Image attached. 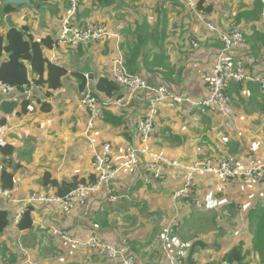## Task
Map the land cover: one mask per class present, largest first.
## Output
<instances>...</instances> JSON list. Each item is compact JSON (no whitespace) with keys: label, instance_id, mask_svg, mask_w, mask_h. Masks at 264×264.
I'll return each mask as SVG.
<instances>
[{"label":"crops","instance_id":"crops-1","mask_svg":"<svg viewBox=\"0 0 264 264\" xmlns=\"http://www.w3.org/2000/svg\"><path fill=\"white\" fill-rule=\"evenodd\" d=\"M260 1L263 7L255 10ZM3 3L0 0V16ZM206 5H212L211 13H201L180 0H103L98 4L79 0L75 21L102 24L110 36L78 49H45L51 63L68 70L61 89L48 100L52 111H40L47 89H12L4 94L0 88V146L15 147L11 164L4 162L0 152V172L15 176L9 196L0 194V210L10 214L9 227L0 233V264H19L27 258L41 264H121L120 258L110 259L85 245L93 233L104 242L126 247L137 264H168L169 253L193 264H228L225 256L239 245L244 250L243 264H264L254 250L260 221L254 214L264 210V181H230L200 173L194 197L173 200L191 166L227 160L244 170L251 162L264 160V95L253 82L228 88L241 118L235 121L238 132L228 129V119L220 114L168 100L160 105L151 141L141 147V165L124 169L112 190L104 186L67 217L51 202L30 201L34 196L56 194L42 184L47 172L58 181L97 177L95 155L102 144L110 143L114 164L127 160L131 150L140 146L135 129L150 108L151 91L131 95L122 87L120 94L106 97L97 90L102 79L113 80L110 69L117 53L125 54L129 44L145 37L136 32L139 26L145 25L159 42L146 40L139 62L144 55L150 60L155 55L166 57L162 71L170 79L149 76L144 68L141 73L148 81L154 77V86L165 85L179 98L206 94V72L222 49L221 34L235 26L241 28L246 42L233 49L232 57L243 59L254 76H264V0H206ZM69 6L70 0H45L40 9L24 8L12 14L19 29L27 26L36 40H56ZM6 15L0 34L9 31ZM210 24L217 27L215 33L209 31ZM75 73L87 77L85 91ZM87 91L98 96L105 111L122 119L120 126L98 124L94 145L86 138L88 112L81 103ZM25 100L31 102L26 114L22 112ZM5 104H15V110L5 112ZM150 153L166 160L160 164V178L150 165ZM112 194L119 196L117 202L110 201ZM28 206L34 207V226L20 230L18 224ZM63 234L70 240H64Z\"/></svg>","mask_w":264,"mask_h":264},{"label":"built area","instance_id":"built-area-1","mask_svg":"<svg viewBox=\"0 0 264 264\" xmlns=\"http://www.w3.org/2000/svg\"><path fill=\"white\" fill-rule=\"evenodd\" d=\"M196 9L198 0H180ZM79 8V0H70V6L66 10L65 17L62 20L60 32L57 36V45L66 46L73 49H78L82 46H89L98 41H103L109 38L110 33L102 24H80L75 21V16ZM211 33L217 31L215 25L208 26ZM222 49L220 50L215 62L206 72V78L209 86L206 94L200 98L175 96L165 85L149 86L148 79L143 75H133L129 72L125 56L122 51H119L114 57L110 74L112 79L122 87L126 88L131 95H134L139 90H149L152 93L150 108L144 119L138 123L135 129L136 136L139 139L140 146L134 147L131 150L129 158L120 164H114L111 158L112 147L110 143L102 144V149L95 155V166L98 172L94 183L81 184L65 197H59L57 194L47 196H34L31 202L45 201L51 202L61 210V214L65 217L71 215L75 210L86 205L87 201L94 196L104 186L112 190L113 181L119 176L124 169H137L141 165V147L151 141L157 119L159 117L160 105L165 101L184 102L191 108L200 111H212L220 114L228 119L225 124L228 129L238 132L239 128L235 121L240 118L238 112L233 107V98L227 93L228 86L233 83L244 84L253 82L260 85L261 92L264 95V76L251 74L245 64V61L240 58H233V49L241 44H244L245 35L241 28L234 27L224 34H221ZM0 88L4 94H8L12 88L7 85L0 84ZM82 105L88 112V123L86 126V138L91 144H97L95 131L98 124L104 121V107L97 96L91 92H84L81 98ZM241 119V118H240ZM146 149V148H145ZM145 151V150H144ZM152 169L156 171V177H161L160 164H165V159L150 153L148 155ZM216 174L225 180H252L264 181V160L259 162H251L247 169H240L238 164H233L227 160L217 162L206 161L202 165L191 166L187 170V176L184 186L174 194L173 200L177 202L182 199H192L195 190V178L197 174ZM8 191L0 190V194L9 196ZM111 202L119 200L118 195L112 194L109 197ZM200 207V203H196ZM62 238L66 241L70 240L67 234H63ZM89 248L98 251L100 254L109 257L110 259H121V264H137L133 257H130L126 247H118L113 244L102 241L94 233L90 235L85 243ZM19 264H41L27 258ZM168 264H190L185 258H178L171 253L168 254Z\"/></svg>","mask_w":264,"mask_h":264},{"label":"trees","instance_id":"trees-1","mask_svg":"<svg viewBox=\"0 0 264 264\" xmlns=\"http://www.w3.org/2000/svg\"><path fill=\"white\" fill-rule=\"evenodd\" d=\"M36 1L41 3L45 2V0ZM94 1L98 4L99 1L103 0ZM262 7L263 3L260 1L256 4L255 10L261 9ZM15 10L17 9L14 7L4 9V12L0 16V25L4 14L12 13ZM198 10L201 13H211L212 5H206V0H199ZM243 15H247V13ZM136 32L138 34H145V37L139 36L137 42L129 44L124 54L129 72L133 75H143L141 73V69L144 68L145 74L149 76L158 78V76L162 75L163 78L166 77V79H170V76L164 74L162 71V69L166 67V62L168 61L166 57L155 55L154 59L150 60L148 55H144V61L139 62L142 56V49L145 45V41L153 40L155 44H158L159 42L154 40L152 35L147 33L148 28L145 25L139 26ZM56 45L57 41L51 37H45L40 41L36 40L31 35L27 26H24L19 30H10L6 34H0V84L10 86L12 89H17L22 92L30 90L32 87L47 89V99L39 102L40 111L44 113H50L52 111L51 103L48 100L54 92L61 89L63 80L68 74V70L65 66L51 63L45 56V49L54 48ZM74 76L78 79L81 90L85 91L87 85V77L85 74L75 73ZM236 85L241 86V84L238 83H236ZM256 85L260 88V85ZM121 88V85L110 79H102L97 86V90L106 97H113L120 94ZM22 105V112L24 114L28 113L31 102L29 100H25ZM15 106V104H5L3 106V110L5 112H13L15 110ZM104 121L114 126L122 125L121 118H117L105 110ZM0 152L4 156L5 163L11 164V162H13L12 156L15 152L14 146L10 144L1 145ZM95 181L96 176L90 178L89 180L75 177L71 180L58 181L47 172L42 179V184L44 187L54 188L57 196L65 197L79 185L94 183ZM0 183L1 190L11 192L15 186L14 174L9 173L6 170L1 171ZM254 217H257L260 220L254 232V250L255 252H258L259 256L262 258V263H264V210L256 212ZM9 225L10 214L5 210H0V233H3ZM33 226L34 207L28 206L19 221L18 227L20 230H29L32 229ZM244 260L245 255L242 245L234 248L225 256V262L228 264H243ZM187 261L190 264H193L191 259H188Z\"/></svg>","mask_w":264,"mask_h":264},{"label":"water","instance_id":"water-1","mask_svg":"<svg viewBox=\"0 0 264 264\" xmlns=\"http://www.w3.org/2000/svg\"><path fill=\"white\" fill-rule=\"evenodd\" d=\"M14 7L17 10H22L24 8H34L40 9V2L36 0H4L3 8ZM4 23L8 30H19V26L15 23L13 14L9 13L5 16ZM154 77L149 79V86H153Z\"/></svg>","mask_w":264,"mask_h":264}]
</instances>
